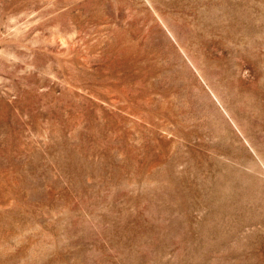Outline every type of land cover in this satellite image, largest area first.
<instances>
[{"label": "rangeland", "instance_id": "1", "mask_svg": "<svg viewBox=\"0 0 264 264\" xmlns=\"http://www.w3.org/2000/svg\"><path fill=\"white\" fill-rule=\"evenodd\" d=\"M0 264H264V0H0Z\"/></svg>", "mask_w": 264, "mask_h": 264}]
</instances>
